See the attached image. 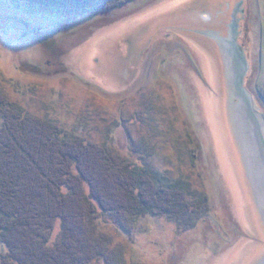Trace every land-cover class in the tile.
Here are the masks:
<instances>
[{
    "label": "rangeland",
    "instance_id": "374dc122",
    "mask_svg": "<svg viewBox=\"0 0 264 264\" xmlns=\"http://www.w3.org/2000/svg\"><path fill=\"white\" fill-rule=\"evenodd\" d=\"M121 1L75 15L0 0V98L72 137L109 144L160 185H182L188 202L208 196L207 211L188 210L180 222L99 208L95 231L110 252L92 264H260L264 219L220 38L233 35L245 55L243 88L264 115V0ZM139 50L141 72L130 82L117 55L135 60ZM61 234L59 221L52 244ZM6 253L0 245V264Z\"/></svg>",
    "mask_w": 264,
    "mask_h": 264
},
{
    "label": "trees",
    "instance_id": "16d2710c",
    "mask_svg": "<svg viewBox=\"0 0 264 264\" xmlns=\"http://www.w3.org/2000/svg\"><path fill=\"white\" fill-rule=\"evenodd\" d=\"M23 1L75 15L113 10L122 3ZM3 100L0 245L7 253L2 264H92L108 257L109 240L95 231L99 208L120 216L170 214L178 222L188 210H208L207 195L188 202L182 185H160L154 171L139 168L109 144L72 137L54 123L24 115ZM59 221L62 234L52 244Z\"/></svg>",
    "mask_w": 264,
    "mask_h": 264
},
{
    "label": "bare ground",
    "instance_id": "6f19581e",
    "mask_svg": "<svg viewBox=\"0 0 264 264\" xmlns=\"http://www.w3.org/2000/svg\"><path fill=\"white\" fill-rule=\"evenodd\" d=\"M232 31L233 33L237 31V23L235 28H232ZM232 37L233 35L231 37H221L220 45L222 51L224 52L228 70H230L231 73L230 77H231L232 87L234 88L233 93L236 98V101L233 102V118L235 119V123H236L239 143L241 145L242 151L244 152V156H245L244 161L248 166L252 184L257 194L258 205L264 219V188H263L264 185H262L258 172V168L262 169V167L264 166V157H263L264 152H262L264 146V139L262 138L261 133L260 134L258 133L259 141L257 142L261 146L260 149L261 152L256 150L255 152L256 156H254L251 148L252 141L250 140V135H249L250 133L248 132L249 130H247V126L245 122H243L242 120L243 116L246 117L249 108L245 101L246 95L244 94V90L241 87L242 86L241 82L242 80H244L245 76L249 71V64L246 57H243L245 55H241L240 53H238L237 48L233 46V43L236 44V42H234ZM245 71L246 74L242 78V75L245 73ZM260 264H264V259L260 262Z\"/></svg>",
    "mask_w": 264,
    "mask_h": 264
},
{
    "label": "water",
    "instance_id": "95a60500",
    "mask_svg": "<svg viewBox=\"0 0 264 264\" xmlns=\"http://www.w3.org/2000/svg\"><path fill=\"white\" fill-rule=\"evenodd\" d=\"M242 55H244V54L242 53ZM243 57H245V56H243ZM245 74H246V71L242 75V78L244 77ZM243 82H244V80H242V82H241L242 83L241 87L244 90V94L246 95L245 101H246L249 109H248L246 117L243 116L242 120H243V122H245V124L247 126V130H249L248 132L250 133L249 134L250 140L252 141L251 148H252L254 156H256L255 155L256 150L260 151V149H261V146L257 142V141H259L258 137H259L260 133H261L262 138L264 139V115L258 114L255 111V108H254V105H253V102H252L250 96L247 95V91L245 90V88H243ZM260 117H262L263 120H262V118L260 119ZM262 152H264V146H263ZM258 172H259V177L261 179L262 185H264V166L262 167V169L258 168Z\"/></svg>",
    "mask_w": 264,
    "mask_h": 264
},
{
    "label": "crops",
    "instance_id": "0c3cea01",
    "mask_svg": "<svg viewBox=\"0 0 264 264\" xmlns=\"http://www.w3.org/2000/svg\"><path fill=\"white\" fill-rule=\"evenodd\" d=\"M152 13V12H151ZM151 13L148 14H143L140 15L139 17H137L136 21H138L139 19H143L145 17H148ZM135 22V21H134ZM133 23V22H132ZM126 39V38H125ZM124 39V40H125ZM123 40V41H124ZM137 42V41H136ZM121 44H120V49H121ZM140 50L139 53H137V55H133L135 60H130V56L124 54V55H120L118 54L117 56L120 58V62H121V75L122 77L126 80L128 79V81L133 82L136 80V78L139 76L140 72H141V67H142V57L143 55L140 54ZM124 53V52H123ZM139 61V62H138Z\"/></svg>",
    "mask_w": 264,
    "mask_h": 264
}]
</instances>
